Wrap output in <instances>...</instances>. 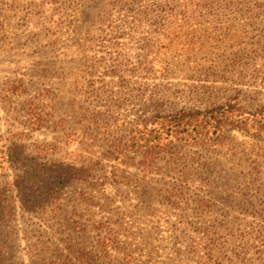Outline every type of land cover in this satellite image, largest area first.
<instances>
[{
    "label": "rangeland",
    "instance_id": "obj_1",
    "mask_svg": "<svg viewBox=\"0 0 264 264\" xmlns=\"http://www.w3.org/2000/svg\"><path fill=\"white\" fill-rule=\"evenodd\" d=\"M105 54L126 80L92 68ZM263 58L264 0H0V264H211L209 245L213 264H264V128L152 173L131 140L182 108L264 114ZM61 163L88 179L61 185Z\"/></svg>",
    "mask_w": 264,
    "mask_h": 264
},
{
    "label": "trees",
    "instance_id": "obj_2",
    "mask_svg": "<svg viewBox=\"0 0 264 264\" xmlns=\"http://www.w3.org/2000/svg\"><path fill=\"white\" fill-rule=\"evenodd\" d=\"M115 2H117V4L125 3V0H115ZM195 6L190 8L192 12L197 10ZM131 12H133V9H130V13ZM171 15L173 16L174 14ZM124 23L125 21H120L119 24L114 27L115 31L118 33L124 31ZM105 60H107L106 54L101 60V65L92 68L97 71L100 69L104 70V77L122 79L123 81L126 80L127 75L122 65L113 64L107 66L108 61ZM261 62L264 63V58ZM253 71L255 73L254 78L264 85V64L261 66V70L257 68ZM146 76H148V74H146ZM5 85L3 93L6 99H8V97L11 98L24 94L25 92L22 82L7 81ZM241 103L242 102L238 101L234 105L227 104L224 106H217L211 110L182 108L173 114L159 115L153 118V120L151 119V121L141 122L140 126L133 130L134 134L131 137V140L134 142L133 144L138 147L135 152L140 156V161L135 166H138L141 172L152 173L157 169L158 161L161 159V156L167 155L173 161V157L176 154L174 150L178 149L181 145L210 142L213 141V137H220L224 133L232 130H243L250 133L254 130L263 129L264 114L261 113L262 111L254 114L245 112ZM26 112L30 115L29 108L26 109ZM72 137L73 136L70 134H64L62 138L65 141L64 144L67 146L70 145ZM5 141V139H1L0 145ZM3 147L4 146L1 145L0 148ZM75 164L68 165L61 163V185L88 179V170H85L83 167H78ZM28 178L29 175L23 177V181ZM126 178L127 177L123 178V181L126 180ZM18 182L19 181H17V183ZM3 201V208L6 211V208L10 206L9 201L8 199H4ZM1 209L2 206L0 204V210ZM0 214H3V212L1 211ZM0 223L3 224V222ZM98 229L99 232L100 230L106 231L107 227L105 223H100L97 230ZM107 235L108 236L105 237L102 242H99L103 249L113 247L117 242V236L113 234L111 230L108 231ZM209 246L207 247L208 262L213 264L211 261H213L214 251L210 249Z\"/></svg>",
    "mask_w": 264,
    "mask_h": 264
}]
</instances>
